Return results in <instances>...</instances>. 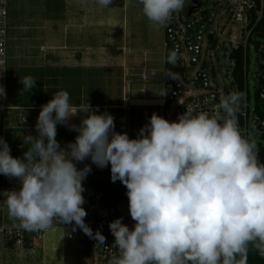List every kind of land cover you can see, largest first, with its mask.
<instances>
[{"label": "clouds", "instance_id": "obj_1", "mask_svg": "<svg viewBox=\"0 0 264 264\" xmlns=\"http://www.w3.org/2000/svg\"><path fill=\"white\" fill-rule=\"evenodd\" d=\"M139 2L159 26L185 5V0ZM98 3L108 7L113 0ZM177 58L173 50L166 63L176 66ZM166 76L178 78L171 70ZM36 81L23 77V91L30 92ZM243 100L239 91L221 99L222 122L195 106L186 107L177 121L153 113L130 138L115 131L110 113L97 114L98 106L88 102L73 105L67 91H56L41 105L37 134H22L23 158L13 157L0 137V174L19 182L0 192V201L23 230H49L58 220L104 245L106 237L85 223L83 181L92 168L77 164L90 159L101 169L110 165L111 181L126 187L135 221L131 230L123 218L109 222L118 247L110 264H247L250 250L264 257V164L256 143L239 127ZM80 114L85 115L79 124L69 123ZM57 125L77 132L75 141L62 148Z\"/></svg>", "mask_w": 264, "mask_h": 264}, {"label": "crops", "instance_id": "obj_2", "mask_svg": "<svg viewBox=\"0 0 264 264\" xmlns=\"http://www.w3.org/2000/svg\"><path fill=\"white\" fill-rule=\"evenodd\" d=\"M8 11L6 64L0 66V87L5 92L0 90V137L13 157L23 158L27 150L23 135L37 134L41 105L56 91H67L73 105L88 102L98 106L97 114L110 113L115 131L126 132L130 138L137 137L153 113H163L165 118V26L149 21L139 0H113L108 7L98 0H8ZM217 31L223 36L219 26ZM8 67L15 78L20 76L18 88L23 89L20 80L25 76L37 80L35 87L24 96L9 98ZM83 115L69 123L79 124ZM77 135L57 125L56 139L62 148ZM84 164L92 168L83 181L92 187L84 188L101 187L108 171L90 159L77 167ZM18 186V180L0 174V192ZM18 225L0 201V264H99L92 238L80 229L52 227L41 240L25 230L24 245H16L3 237L1 227Z\"/></svg>", "mask_w": 264, "mask_h": 264}, {"label": "built area", "instance_id": "obj_3", "mask_svg": "<svg viewBox=\"0 0 264 264\" xmlns=\"http://www.w3.org/2000/svg\"><path fill=\"white\" fill-rule=\"evenodd\" d=\"M197 1L199 8L189 15L193 0H185L183 9L173 13L165 25L166 60L173 50L178 56L176 66L166 67V74L171 70L178 78L165 77V119L177 121L186 107L195 106L222 122L221 99L233 91L243 92L244 100L237 113L239 127L245 138L256 143L258 161L264 164V0ZM8 19V0H0L1 67L6 64ZM237 25L240 27L238 40ZM218 26L223 36L217 31ZM252 51L254 70L250 71ZM84 197L85 223L93 232L99 230L106 237L104 245L92 239L98 263L110 264L118 256V247H113L115 238L109 222L123 218L122 223L131 230L135 221L130 216L129 205L118 197L112 199L107 189L101 187L85 190ZM53 227L72 229L73 225L54 220ZM45 231L32 234L41 240ZM1 232L16 245H24L27 237L26 231L17 227L2 226Z\"/></svg>", "mask_w": 264, "mask_h": 264}, {"label": "rangeland", "instance_id": "obj_4", "mask_svg": "<svg viewBox=\"0 0 264 264\" xmlns=\"http://www.w3.org/2000/svg\"><path fill=\"white\" fill-rule=\"evenodd\" d=\"M186 1H189V0H186ZM239 25H237V29L235 31V35H236V39L238 40L239 39ZM251 55H252V58H251V63H250V71H253L254 70V51L251 52ZM9 68V67H8ZM174 70L176 71H179V68H176L174 67ZM17 77H20L19 75L14 76V73L12 72V70L9 68L7 71H6V79H7V96L9 98H15V97H20V96H24L25 94V91H23V89H21L20 87L18 88L17 85H16V80H17ZM40 77H38V74H37V79H39ZM18 88V90H17ZM35 91L32 92V94L34 93ZM35 98H40V95H37ZM35 100V99H34ZM39 100V99H38ZM164 112V110H163ZM162 117L164 118V114L162 113ZM91 162V160H90ZM107 171H108V175L106 178H104L102 180V185L101 187L104 188V189H108V188H122L124 190V193L121 197L122 199V202L124 204H127L129 205L128 203V197L126 195V192H127V189L126 187L119 181L117 180L115 183H113L111 181V171H110V165L108 167L105 168ZM84 187H92L90 184H83ZM110 194V197L114 200H116L117 198V195L114 193V192H109ZM93 247V246H92Z\"/></svg>", "mask_w": 264, "mask_h": 264}, {"label": "water", "instance_id": "obj_5", "mask_svg": "<svg viewBox=\"0 0 264 264\" xmlns=\"http://www.w3.org/2000/svg\"><path fill=\"white\" fill-rule=\"evenodd\" d=\"M199 6V2L197 0H193L191 6L188 9V14L190 15L195 9L199 8ZM107 192H114L117 195L118 200H120L124 190L122 188H108Z\"/></svg>", "mask_w": 264, "mask_h": 264}, {"label": "trees", "instance_id": "obj_6", "mask_svg": "<svg viewBox=\"0 0 264 264\" xmlns=\"http://www.w3.org/2000/svg\"><path fill=\"white\" fill-rule=\"evenodd\" d=\"M170 64L167 65L169 67ZM247 264H264V257H261L255 250L248 253Z\"/></svg>", "mask_w": 264, "mask_h": 264}]
</instances>
